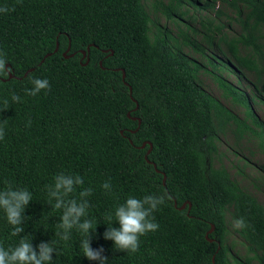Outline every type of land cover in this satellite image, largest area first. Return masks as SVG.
<instances>
[{"label": "trees", "instance_id": "16d2710c", "mask_svg": "<svg viewBox=\"0 0 264 264\" xmlns=\"http://www.w3.org/2000/svg\"><path fill=\"white\" fill-rule=\"evenodd\" d=\"M186 4L205 12L204 38L223 56L205 55L187 33L174 36L167 23L176 25ZM0 6L9 8L0 14V187L7 182L33 194L19 236L10 235L0 213V244L14 246L20 236L34 247L55 241L51 264H97L80 252L84 236L76 229L67 241L55 235L61 210L51 208L46 186L63 171L84 180L69 198L93 188L91 247L103 248L105 264H264V204L225 165H215L230 130L255 138L264 155L255 99L223 76L250 73L264 100V0H156L154 10L167 22L155 30L145 0H0ZM227 10L236 30L215 24ZM198 50L206 62L193 56ZM207 63L223 98L239 111L201 83ZM33 77H46L50 87L26 95ZM11 92L21 101L13 104ZM105 180L111 194L100 187ZM149 193L164 197L152 213L158 229L141 236L133 253L115 249L102 237L106 224L117 226L108 214L129 195ZM230 227L243 253L228 244Z\"/></svg>", "mask_w": 264, "mask_h": 264}, {"label": "clouds", "instance_id": "9594fccd", "mask_svg": "<svg viewBox=\"0 0 264 264\" xmlns=\"http://www.w3.org/2000/svg\"><path fill=\"white\" fill-rule=\"evenodd\" d=\"M9 8L0 6V14L6 13ZM4 62L0 57V64ZM31 87H26V95L35 96L41 90L50 87L46 77H33L29 81ZM21 97L15 92L10 93L11 102L21 101ZM7 105L8 101L5 100ZM30 120L27 122L30 124ZM3 128L0 127V138H3ZM84 184L83 178L79 174L65 173L63 171L53 176L52 183L46 186L47 195L51 208L61 210L59 216L58 229L55 232L60 240L67 241L70 238L71 230L76 229L84 238L79 242V250L89 261H96L97 264H105L107 258L102 255L103 248H92L90 234H94L96 226L88 219L89 197L93 188L81 187L78 197L69 198V194L75 191L76 186ZM100 187L111 194L112 185L105 180ZM33 200V194L24 187H13L5 182L4 187H0V213L7 225H10V235L19 236L24 232V215L29 202ZM164 202L161 195L146 194L137 198L129 195L123 203L117 204L108 214L111 221L114 218L117 226L113 223L106 224L107 227L102 233L105 240L112 241L113 247L117 250L133 253L139 246V238L145 233L154 232L158 229V223L153 219L152 213ZM238 225H243L242 220H237ZM53 242L40 241L35 247L31 239L23 236L17 240L14 246L5 247L0 244V264H51L55 249Z\"/></svg>", "mask_w": 264, "mask_h": 264}, {"label": "rangeland", "instance_id": "374dc122", "mask_svg": "<svg viewBox=\"0 0 264 264\" xmlns=\"http://www.w3.org/2000/svg\"><path fill=\"white\" fill-rule=\"evenodd\" d=\"M155 1L156 0H145L146 7L154 20V23L152 24L153 30H155L157 26H162L167 22L161 11L154 10L155 8L153 5L155 4ZM170 1L171 0H163L166 4ZM176 1L177 0H172L173 3ZM179 8L184 11L188 9V11H186V14L183 15L182 18L180 17L176 20V25L174 21H169L167 23L174 36L179 40H182V35L187 33L191 39L199 41V43L204 46L205 55H209L213 52L217 53L219 56H223L224 54L221 49L215 50L213 47L210 48L207 44V38H204L208 29L201 24V18L205 16V12L203 10H196L190 4L182 5ZM232 16L234 17V14L227 10L225 14L215 17V24H222L226 27H228L229 24H232V30H236L239 27L238 24L234 22ZM178 27L180 29H178ZM190 27L192 29H190ZM193 29H196L197 31L195 32ZM185 50L189 51V49ZM202 54L203 52L198 50V53H193V56H198L206 62ZM206 68V71L199 73L201 83L215 97L225 103L227 107L233 109L235 112L239 111L240 109H237L229 99L223 98L222 91L218 87L214 78L217 72H213L212 66L208 63L206 64ZM223 76L227 77L234 83H239L241 88H243L251 98L255 99L253 108L257 115L264 120V100H261V94L259 92L256 90L253 91V77L251 74L246 72L231 73L225 71ZM254 139L255 138H252L251 136L240 138L237 135V132L232 130L223 134L219 142V155L215 159V165H225L231 176L238 181L244 189L253 193L258 200L264 204V155L259 152ZM229 230L228 244L233 247V250H238L243 253L244 244L242 238L232 227H230Z\"/></svg>", "mask_w": 264, "mask_h": 264}, {"label": "water", "instance_id": "95a60500", "mask_svg": "<svg viewBox=\"0 0 264 264\" xmlns=\"http://www.w3.org/2000/svg\"><path fill=\"white\" fill-rule=\"evenodd\" d=\"M84 55H85V52H84ZM124 76H125V71H123V77H124ZM139 123H140V121H139ZM145 144H146V143H143V144H142V147H144ZM151 148H152V144L150 145V149H149V151L151 150ZM164 179H165V177H164ZM185 206H186V203H184V204L181 206V208H184ZM189 206H191L190 203H189ZM213 229H214V225H212V227H211V229H210L209 232H211Z\"/></svg>", "mask_w": 264, "mask_h": 264}]
</instances>
